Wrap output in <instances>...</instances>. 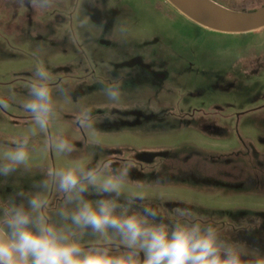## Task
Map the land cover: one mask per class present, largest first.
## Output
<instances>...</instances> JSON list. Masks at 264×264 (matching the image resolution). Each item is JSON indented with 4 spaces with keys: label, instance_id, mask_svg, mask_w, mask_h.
Listing matches in <instances>:
<instances>
[{
    "label": "rangeland",
    "instance_id": "obj_1",
    "mask_svg": "<svg viewBox=\"0 0 264 264\" xmlns=\"http://www.w3.org/2000/svg\"><path fill=\"white\" fill-rule=\"evenodd\" d=\"M215 1L240 11L264 5ZM13 3L0 0V100L8 105H0V152L34 124L22 104L40 62L55 105L18 178L72 159L130 163L129 188L145 191L163 215L189 204L221 232L264 248V28L213 31L168 0H54L43 10ZM116 81L121 97L112 102L101 82ZM86 106L93 129L76 122ZM57 134L75 151L45 152ZM49 199L59 207L60 194Z\"/></svg>",
    "mask_w": 264,
    "mask_h": 264
},
{
    "label": "clouds",
    "instance_id": "obj_2",
    "mask_svg": "<svg viewBox=\"0 0 264 264\" xmlns=\"http://www.w3.org/2000/svg\"><path fill=\"white\" fill-rule=\"evenodd\" d=\"M53 2L14 0L13 6L43 10ZM33 76L22 107L34 124L0 152V264H264V248L239 239L238 232H221L189 204L163 215L145 191L129 188L130 163L72 159L50 166L42 177L18 178L34 158L30 138L48 132L55 117L43 62ZM101 85L109 101L120 100L119 81ZM57 90L70 94L62 84ZM0 105L8 106L3 100ZM76 122L93 129V109L86 106ZM75 148L62 134L49 135L44 145L57 155ZM52 192L61 196L55 210Z\"/></svg>",
    "mask_w": 264,
    "mask_h": 264
},
{
    "label": "water",
    "instance_id": "obj_3",
    "mask_svg": "<svg viewBox=\"0 0 264 264\" xmlns=\"http://www.w3.org/2000/svg\"><path fill=\"white\" fill-rule=\"evenodd\" d=\"M176 9L202 27L222 33H248L264 28V7L240 11L215 0H168Z\"/></svg>",
    "mask_w": 264,
    "mask_h": 264
},
{
    "label": "trees",
    "instance_id": "obj_4",
    "mask_svg": "<svg viewBox=\"0 0 264 264\" xmlns=\"http://www.w3.org/2000/svg\"><path fill=\"white\" fill-rule=\"evenodd\" d=\"M262 7H264V5H263ZM260 8H261V7H260Z\"/></svg>",
    "mask_w": 264,
    "mask_h": 264
}]
</instances>
